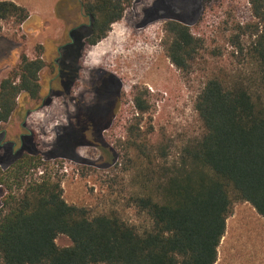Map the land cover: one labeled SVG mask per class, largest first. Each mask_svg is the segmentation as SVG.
<instances>
[{"label":"trees","instance_id":"obj_1","mask_svg":"<svg viewBox=\"0 0 264 264\" xmlns=\"http://www.w3.org/2000/svg\"><path fill=\"white\" fill-rule=\"evenodd\" d=\"M134 0H87L93 23L87 41L97 44L123 18ZM254 19L237 24L231 38L245 66L230 77H210L195 108L201 136L187 141L170 158L167 139L152 143L140 118L129 127L130 203L147 218L141 226L116 212L91 215L68 203L59 180L32 176L40 156L25 152L0 167L6 194L0 207V264H216L218 248L234 203L250 202L264 217V0H249ZM28 10L0 1L1 21L23 23ZM163 43L178 68L189 70L204 46L188 24L168 20ZM243 37L250 38L246 45ZM44 62L21 57L18 68L0 83V130L14 113L19 96L39 97ZM146 92L134 100L140 113L149 110ZM131 153V152H130ZM72 244L60 247L56 238Z\"/></svg>","mask_w":264,"mask_h":264},{"label":"rangeland","instance_id":"obj_2","mask_svg":"<svg viewBox=\"0 0 264 264\" xmlns=\"http://www.w3.org/2000/svg\"><path fill=\"white\" fill-rule=\"evenodd\" d=\"M162 2L158 11L152 13L159 0H134L123 18L112 24L108 35L84 50L81 58L84 80H88L89 72L99 69L111 70L121 80L123 103L112 128L98 140L103 147L81 144L71 151L72 156H64L65 147L71 146L74 140L70 134L71 125H76L72 118L75 102L54 97L44 105L42 99L32 101L22 95L14 113L1 124V130H6L7 135H0V167L7 168L13 162L12 150L17 154L37 152L41 160L38 166L30 169L29 179L50 175L59 180L65 200L84 206L91 215L116 212L132 224L146 223V216L130 203L127 164L129 155L135 151L127 149L129 127L140 118L141 129L149 130L150 141L155 143L165 137L171 145L170 158L177 157L187 141L203 133L195 101L206 81L214 75L232 77L246 65L231 38L238 34L239 22L254 19L249 0ZM149 16L153 18L148 19ZM171 19L188 24L204 39V46L189 70L180 69L171 62L163 43L164 24ZM50 23L54 24L55 32L37 25L24 32L22 23L15 17L1 21L0 39H4L1 41L8 48L0 53V82L16 69L23 54L31 58L39 56L41 42L60 35L59 21L51 20ZM243 40L246 45L250 43L248 37ZM48 71L44 69L42 73L47 79ZM143 92H146L144 99L148 100L150 108L142 114L134 98ZM22 133L31 136L25 138L26 149L21 147ZM10 140L16 144H10L8 149L3 147ZM88 140L92 141L93 137ZM5 194L0 187V207ZM56 242L60 247L72 244L64 234H59ZM216 264H264V217L250 202L234 203Z\"/></svg>","mask_w":264,"mask_h":264},{"label":"flooded vegetation","instance_id":"obj_3","mask_svg":"<svg viewBox=\"0 0 264 264\" xmlns=\"http://www.w3.org/2000/svg\"><path fill=\"white\" fill-rule=\"evenodd\" d=\"M86 2L87 0H59L55 20L60 23V29H58L60 35H57V38L55 36V38H49L41 42L39 48L42 49V52L39 56L31 58L25 54L30 59H41L45 65L39 72V83L41 85L39 97L32 99L25 93H22V95L28 96L32 101L42 99L44 105L49 104L54 97H63L75 102L72 118H74L76 125H71L73 129L70 134L74 140L71 146L65 147L64 156H72L71 151L77 145H100L98 140H101L102 135L104 136L105 132L112 128L113 121L119 114L124 98L121 80L111 70L91 71L88 80L83 79L82 73L85 70L81 58L86 46L90 45L87 39L90 36L93 23L92 14L86 12ZM160 3L164 2L159 0V4L155 9L160 7ZM158 8L153 10L152 13L158 11ZM155 15L157 14L155 13ZM155 15L153 16L155 17ZM153 16H149L148 19H152ZM61 23H63L62 28ZM46 27L43 28L46 31L51 28L52 31L55 29L53 23ZM37 33L41 34L42 32L38 31ZM1 40L4 39H0V53L8 48V45ZM45 61H49V64H46ZM44 69H49V79L42 74ZM23 126L25 127L24 124ZM1 134L6 136V130H0ZM27 134L31 135V132ZM26 137V134H21L22 149H26L28 145ZM89 137H93V140H88ZM10 141L7 145L4 144L3 147L8 149L10 144L11 146L16 144L13 140ZM25 152L17 154L16 150H12L10 158H14L12 160L14 161ZM29 153L37 152L32 151Z\"/></svg>","mask_w":264,"mask_h":264},{"label":"crops","instance_id":"obj_4","mask_svg":"<svg viewBox=\"0 0 264 264\" xmlns=\"http://www.w3.org/2000/svg\"><path fill=\"white\" fill-rule=\"evenodd\" d=\"M2 1V0H0ZM20 6L25 7L28 18L20 25L24 32L34 26L43 29L50 26V21L55 20L59 0H11Z\"/></svg>","mask_w":264,"mask_h":264}]
</instances>
